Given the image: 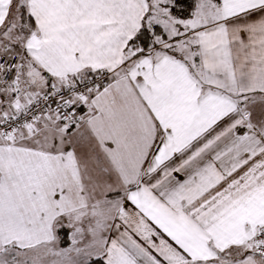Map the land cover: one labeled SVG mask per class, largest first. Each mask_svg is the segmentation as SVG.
<instances>
[{"label":"snow or ice","instance_id":"snow-or-ice-1","mask_svg":"<svg viewBox=\"0 0 264 264\" xmlns=\"http://www.w3.org/2000/svg\"><path fill=\"white\" fill-rule=\"evenodd\" d=\"M0 264H264V0H0Z\"/></svg>","mask_w":264,"mask_h":264}]
</instances>
